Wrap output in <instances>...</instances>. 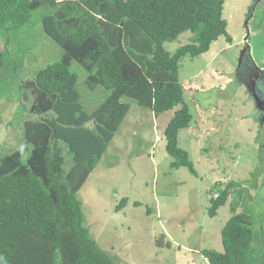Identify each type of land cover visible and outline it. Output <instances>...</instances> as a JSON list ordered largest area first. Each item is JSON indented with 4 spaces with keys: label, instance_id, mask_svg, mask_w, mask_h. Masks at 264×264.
<instances>
[{
    "label": "trees",
    "instance_id": "trees-1",
    "mask_svg": "<svg viewBox=\"0 0 264 264\" xmlns=\"http://www.w3.org/2000/svg\"><path fill=\"white\" fill-rule=\"evenodd\" d=\"M225 2L0 0V36L6 42L45 9L40 18L43 29L63 49L60 60L22 84L33 97L30 111L37 115L24 122L28 157L23 158L22 148L0 157V264H122L92 236L79 191L103 159L133 101L156 114L179 106L164 131L166 151L173 158L172 167H187L197 175L189 151L180 144L181 132L194 121L180 63L185 56L208 52L223 35L232 39ZM187 32L192 33L189 43L174 52L167 49V42ZM10 61L7 48L0 49V85L9 67L13 69ZM74 62L86 70L85 83L94 94L100 87L108 91L99 106L88 108L78 87L79 73L71 68ZM256 172V182L230 181L210 198L209 214L215 217L232 193L238 194L221 231L224 250L201 251L212 264H264L250 205L257 194L249 188L264 189V179L260 186L256 178H264V169ZM127 201L123 198L117 208Z\"/></svg>",
    "mask_w": 264,
    "mask_h": 264
},
{
    "label": "rangeland",
    "instance_id": "rangeland-1",
    "mask_svg": "<svg viewBox=\"0 0 264 264\" xmlns=\"http://www.w3.org/2000/svg\"><path fill=\"white\" fill-rule=\"evenodd\" d=\"M44 12L38 10L33 22L15 31L10 42L0 36V49L7 48L14 64L0 85L5 97L0 99V157L21 148L23 158L28 157L24 122L37 115L30 111L33 97L22 84L63 54L43 29ZM224 17L232 39L223 35L208 52L185 56L180 63V80L194 114L192 126L180 134V144L189 151L197 175L187 167H172L173 158L166 151L164 131L179 106L156 114L133 101L106 154L79 191L92 236L122 264H203L205 257L197 250L223 251L221 231L238 194L233 192L215 217L209 214L210 198L230 181L256 182L253 174L264 169V106L256 98H264V0H226ZM191 35L167 42V49L174 52L189 43ZM71 68L79 73L78 87L88 108L99 106L108 91L100 87L94 94L85 83L84 67L74 62ZM257 175L261 186L264 178ZM249 191L257 194L250 205L261 241L256 247L262 250L264 189L257 192L251 186ZM125 197L126 206L118 209Z\"/></svg>",
    "mask_w": 264,
    "mask_h": 264
},
{
    "label": "flooded vegetation",
    "instance_id": "flooded-vegetation-1",
    "mask_svg": "<svg viewBox=\"0 0 264 264\" xmlns=\"http://www.w3.org/2000/svg\"><path fill=\"white\" fill-rule=\"evenodd\" d=\"M255 86H257V82L255 83ZM261 91H262V94H263V96H264V82L263 83H261ZM257 91H256V89H255V93H256ZM253 98H255V97H253ZM256 98H258L259 99V101L261 102V104H262V106H264V98L263 97H261V96H259V95H257V97ZM263 117H264V115H263ZM262 117V118H263ZM261 124V126H262V129H261V131H262V139H261V143H260V146H261V151H262V154H263V156H264V118L262 119V123H260Z\"/></svg>",
    "mask_w": 264,
    "mask_h": 264
},
{
    "label": "built area",
    "instance_id": "built-area-1",
    "mask_svg": "<svg viewBox=\"0 0 264 264\" xmlns=\"http://www.w3.org/2000/svg\"><path fill=\"white\" fill-rule=\"evenodd\" d=\"M203 264H212L210 261H209V259L208 258H206L205 257V261H204V263Z\"/></svg>",
    "mask_w": 264,
    "mask_h": 264
},
{
    "label": "crops",
    "instance_id": "crops-1",
    "mask_svg": "<svg viewBox=\"0 0 264 264\" xmlns=\"http://www.w3.org/2000/svg\"><path fill=\"white\" fill-rule=\"evenodd\" d=\"M197 251H200V252H201L202 250H197ZM201 254H202V253H201Z\"/></svg>",
    "mask_w": 264,
    "mask_h": 264
}]
</instances>
